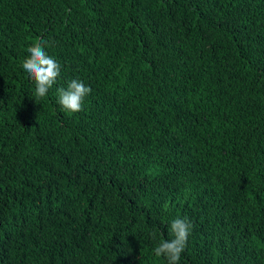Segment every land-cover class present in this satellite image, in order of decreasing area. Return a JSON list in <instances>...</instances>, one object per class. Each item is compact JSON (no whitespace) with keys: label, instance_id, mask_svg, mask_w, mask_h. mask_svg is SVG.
I'll list each match as a JSON object with an SVG mask.
<instances>
[{"label":"trees","instance_id":"obj_1","mask_svg":"<svg viewBox=\"0 0 264 264\" xmlns=\"http://www.w3.org/2000/svg\"><path fill=\"white\" fill-rule=\"evenodd\" d=\"M176 218L179 264H264V0H0V264H167Z\"/></svg>","mask_w":264,"mask_h":264},{"label":"clouds","instance_id":"obj_2","mask_svg":"<svg viewBox=\"0 0 264 264\" xmlns=\"http://www.w3.org/2000/svg\"><path fill=\"white\" fill-rule=\"evenodd\" d=\"M28 56L22 62V69L35 84L33 93L35 100L44 98L60 76V64L45 51L44 43H35L27 48ZM90 86L73 79L67 87L58 88V104L70 113L79 112L83 108L85 98L91 93ZM167 229L171 239H161L153 249L156 257H163L167 264H179L192 229L187 218L173 219Z\"/></svg>","mask_w":264,"mask_h":264}]
</instances>
